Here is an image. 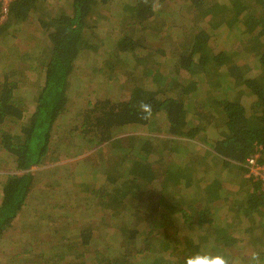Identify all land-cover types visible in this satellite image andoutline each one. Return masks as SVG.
Wrapping results in <instances>:
<instances>
[{"label": "trees", "instance_id": "1", "mask_svg": "<svg viewBox=\"0 0 264 264\" xmlns=\"http://www.w3.org/2000/svg\"><path fill=\"white\" fill-rule=\"evenodd\" d=\"M110 2L68 0L67 9L62 7L56 12L50 10L48 0H14L8 22L0 27V61H6L0 64V150L9 155L16 171L21 173L10 175L1 188L0 239L13 226L34 188L35 176L29 170L44 164L51 154L52 132L68 110L76 61L91 47L85 33L90 28V19L99 6H105L102 8L106 16ZM169 2L135 0L132 6H125L122 37L113 49L114 60L117 61L118 56L122 60L106 65V70H110L113 78L120 74L128 78L129 96L117 101L106 99L92 106L81 121L79 133L91 147L113 140L121 151L132 145L136 136L115 137L118 130L127 126H148L160 117L168 124V132L178 138L199 141L201 137L205 140L209 131L217 133L215 138L205 141L207 159L216 164L221 161L236 178L239 190L231 192L221 188L216 178L200 192L208 194L195 224L213 232L210 236L215 239L212 238L213 242L203 240L204 246L200 241L180 251L177 262L148 263L183 264L184 258L192 253L213 250L230 258L240 256L241 264H248L250 255L244 250L251 246H240L245 239L248 243L253 239L255 244H260V248H251L252 253H259L263 263L264 191L259 183L245 177L243 163L257 148H264V0H184L183 8L193 16L188 18L190 32L181 33L182 37L177 39L180 52L174 48L170 57L161 53L158 58L159 48L146 54L141 34L150 29L160 37L161 31L173 29L172 25L164 30L153 26L155 16H169L168 12L155 8ZM32 19L46 43L44 41L43 45L38 40L24 51L11 47L10 40L17 39L23 24ZM137 25L143 29L139 30ZM233 40H238L241 50L227 46L226 43ZM118 62L127 67L124 69ZM29 73L36 74L37 79L30 81ZM148 78H152L151 87L145 83ZM202 86H209L205 101L198 100V104L193 105L191 101L198 98ZM27 95L30 98L26 99ZM246 97L250 98L247 102ZM141 102L151 105L152 115L148 120L141 118ZM75 130L78 129L73 127L68 131ZM147 144H143L144 151ZM144 155L138 153L139 158ZM136 168L132 176L142 175L143 179L151 181V171H144L143 165ZM189 169L192 168L189 167L188 172ZM181 176L175 170L169 180H173L176 187ZM198 186L201 187V183ZM167 190L166 187L161 192L163 203L166 199L162 194ZM122 193L126 192H119L118 196L115 192L117 207L126 195ZM219 200L225 205L227 217L224 220H229L223 226L215 223L211 212V205ZM75 232H71L74 240H64L65 244L59 245L45 260L46 264H88L91 256L98 260L101 251L91 255L89 250L94 247L92 230ZM136 236L130 232L127 243L134 242ZM133 253L143 256L145 252L135 249ZM128 260L123 256L100 258L102 264H126Z\"/></svg>", "mask_w": 264, "mask_h": 264}, {"label": "rangeland", "instance_id": "2", "mask_svg": "<svg viewBox=\"0 0 264 264\" xmlns=\"http://www.w3.org/2000/svg\"><path fill=\"white\" fill-rule=\"evenodd\" d=\"M169 1V3L155 8L157 11L168 12L169 16L166 18L155 16L153 26L156 29L162 27L164 30L166 26L172 25L173 29L168 32L161 31L160 37L155 35L154 30V32H151L150 29L144 30V33L141 34L144 36L143 42L145 45H143V48L147 50L146 54H152L153 49L159 48L160 51L156 55L158 58L161 53H165L167 54L166 57H170L174 48L179 52L181 51L177 39L182 37L181 33L185 32L186 35L190 32L187 29V27H190L188 18H193L183 8L184 0ZM67 3L68 0H48L50 10L56 12L62 7L67 9ZM133 4H135V0H111L107 5L108 8L106 7V16H104L102 8L105 6H99L92 15L90 28L85 31L88 39L86 41L91 47L83 51L76 61V70L69 87L68 110L52 132V149L48 160L41 166L29 170L35 176V185L22 214L16 218L15 222L12 223L13 226L0 239V264H46L45 260L57 251L59 245L65 244L64 240H69V238L74 240L75 235L71 232L75 230L80 232V229L92 228L91 234L92 239H94V247L89 249L91 255L101 251L98 260L91 256L92 258H90L88 264H102L100 258L104 260L106 257L115 258L117 256L129 259L126 264H149V261H153V263L159 261L173 263L179 259L178 254L180 251H184L188 247L191 248V245H195L200 241L204 246L205 242L203 240L213 242L212 238L215 239L210 236L213 232L209 233L206 228L200 229L195 224V221L199 218L200 210L206 205L203 202V196V198H196L194 202L189 201V203H186V200L171 202L173 209L167 212L162 207L165 214L153 213V216L149 219L152 224L147 227L145 222L147 219L142 220L144 225L141 229H144V233L140 234L134 242L127 243L125 240L121 243L122 240L116 239L117 233L123 227L119 223L120 219L111 218L110 220L105 218V225L101 222L104 218L103 214H106V217L107 215L111 217V207H106V204L101 202L98 203L97 198L94 197V195H97V190H93L97 187L95 184H97V179L101 177L100 174L103 173L106 177L105 173L110 167L100 168L104 166V160L106 161V142L91 147L87 139L81 137L79 132H81V125L83 124L81 121L93 108L92 106L100 101L106 102V99L117 101L127 99L129 96V84L126 82L128 78L122 74L113 78V75L109 74L110 70H106V65L108 67L112 62L116 64L121 59L118 56L117 61L114 60L116 55H114L113 49L116 41L122 37V28L125 24L122 16L126 14V11H124L125 6H132ZM174 14L178 15L175 16ZM34 23L36 22L32 19V21L29 20L23 24L22 32L19 33L17 39L10 40L11 47L15 46L20 51H24L29 46L36 45L35 42H38V40L42 41L44 45L45 40L37 30L38 25H34ZM137 27L139 30L143 29L141 26L137 25ZM148 33H150L149 36ZM226 44L236 51L241 50L238 40ZM5 62V60L0 61V64ZM118 65L124 66L119 62ZM117 67L120 68V66ZM126 67L125 64L124 69ZM120 72L123 71L120 70ZM28 76L30 81L37 79L36 74L29 73ZM146 80L147 85L153 86L152 78ZM208 88L209 86H202L198 98L192 99L191 103L195 105L198 104V100L205 101ZM27 98H30V95H27ZM249 99L246 97L245 102ZM159 120L162 122L163 118L160 117ZM73 127L78 130L73 133L68 131ZM63 132L65 133L63 134ZM88 153L92 161H99L100 163L94 165L89 162ZM86 155L87 157H85ZM83 158H85V163H89L93 167L81 166L82 162L81 164L78 162ZM155 158L157 159V155L153 156L151 161H154ZM115 159L118 161V158ZM15 174L21 173L16 171L15 164L9 155L0 150V202L3 184L10 175ZM226 179L227 177L223 178L224 181ZM99 181L101 186V180L99 179ZM87 182L91 183L86 184ZM222 186L227 188V191L237 190L230 181L224 182ZM92 187L93 189H91ZM207 194L204 195L207 196ZM148 197L149 195H145L139 199L141 204L139 203L136 210L138 209L142 214L149 212L145 207L147 200H149ZM137 199L132 198L131 202L135 203ZM223 204V201L219 200L211 205L213 207L211 212L215 217L214 221L221 226L229 222V220H224L227 213H225ZM102 209L104 212L100 213ZM215 214H217V217ZM126 217L128 216H123L122 219L126 220ZM104 226L111 227V230L104 229ZM149 230L150 233H148ZM108 233L110 234L108 235ZM113 239L118 242L114 243ZM248 241L250 243L245 239L240 243V246L243 248L248 246L260 248V244H255L253 239ZM251 247L245 249L244 253L251 255ZM135 249L145 253L143 256L133 253ZM130 252L136 259H130L132 258V256H128ZM145 254H147V257H145ZM242 256L244 257V255ZM235 259L243 263L240 256L239 258L235 257Z\"/></svg>", "mask_w": 264, "mask_h": 264}, {"label": "crops", "instance_id": "3", "mask_svg": "<svg viewBox=\"0 0 264 264\" xmlns=\"http://www.w3.org/2000/svg\"><path fill=\"white\" fill-rule=\"evenodd\" d=\"M159 122L160 120L158 118L156 123H152L148 126H127L126 128L118 130L115 137L125 138L130 135L136 136L133 144L127 145L128 147L125 151L119 150L113 140L106 142V161L104 160V166L99 167L103 169H106L108 166L110 167L105 173L106 177L103 173L100 174L101 177L99 179L101 180V186L99 179H97V184H95L97 187L93 191L97 190V195H94V197L97 198L98 203L101 202L106 204V207H111V217L108 215L106 217V214H103L104 218L101 221L102 224H106L105 218L110 220L112 218L120 219L119 223L123 225L120 232L117 233V240H122V238L126 240L127 236L121 237L120 235H128L130 232L137 234V239L140 234L144 233V229H141L144 225L142 220L147 219L145 221L147 223L146 227L151 225L152 223H150L149 219L153 216L152 214L156 212H160L159 214H165V211L169 212V210L173 209L171 202L186 200V203H189V201L194 202L196 198L205 197L203 198V202L206 203L207 197L200 192L206 188L208 183H212L213 179L217 178L216 181L221 188L227 189L222 185H224V182L230 181L233 186L237 188V190H233V192L239 190L236 178L231 176V173L228 171L229 169L226 168L221 161L217 160L218 163L216 164L212 162L211 159H207L208 148L205 141L215 138L217 133L209 131L206 134L205 140L204 138L202 139V137L199 141L188 140L171 135L167 129L169 128L168 124L165 123L164 120L160 122L161 124ZM145 142L148 143V147L145 146V149L147 148L146 151L142 149L144 148L143 144ZM141 152L145 153V155L139 158L138 153ZM87 155L88 161L92 164L97 165L100 163L99 161H92L89 153ZM87 155L85 157H87ZM156 155L157 159L155 158L154 161H151L153 156ZM115 158H118V161ZM84 159L85 158L78 162L79 164L82 162L81 166L93 167L91 164L85 163ZM137 165L145 166L146 168H144V171L146 170V172L147 170L151 171V181L143 179L142 175L141 177L132 176V171L134 168L138 167ZM189 167L192 169H189L188 172ZM117 170L119 171L117 172ZM175 170L179 171L182 175L181 182L178 183L176 187L174 181L169 180L171 173L175 172ZM187 174H189L188 178ZM222 177H227V179L224 181ZM203 179H205L204 182H201ZM197 180H200L199 183H201V187L198 186L199 183H196ZM88 183L91 182H87L86 184ZM93 187L91 189H93ZM166 187L168 189L167 193L162 194L163 199H166L163 203V200L160 199L161 192H163L162 190ZM122 191L126 192L122 193L126 195L122 197L123 201L120 206L117 207L116 204H114V202L117 203V201H114L116 198H114V195L115 192H117L118 196V193ZM145 195H149V200H147L145 206L146 209L149 210V214H142L138 209L136 210L140 203V197ZM132 198L138 199L135 203H132ZM214 203L215 202H213V205ZM223 206L225 205L223 204ZM162 207L166 210L164 211ZM103 212L102 209L100 213ZM21 214L22 212L20 215ZM126 215L128 217L125 218L126 220H123L122 217ZM90 229L92 230V228ZM104 229L110 231L111 227L104 226ZM81 230L83 229H80V231ZM150 230L153 231L151 228ZM150 230L148 233L151 232ZM75 231V234L79 232V230ZM116 239H113L114 243L118 242Z\"/></svg>", "mask_w": 264, "mask_h": 264}, {"label": "clouds", "instance_id": "4", "mask_svg": "<svg viewBox=\"0 0 264 264\" xmlns=\"http://www.w3.org/2000/svg\"><path fill=\"white\" fill-rule=\"evenodd\" d=\"M139 110L142 113V119L148 120L151 118V105L141 102ZM183 264H241V262L235 258H230L219 251L199 250L186 256L183 260ZM248 264H262L259 253H251Z\"/></svg>", "mask_w": 264, "mask_h": 264}, {"label": "built area", "instance_id": "5", "mask_svg": "<svg viewBox=\"0 0 264 264\" xmlns=\"http://www.w3.org/2000/svg\"><path fill=\"white\" fill-rule=\"evenodd\" d=\"M14 0H0V27L5 25L9 20L10 8ZM246 169L245 177L257 182L264 191V148L259 147L250 155L246 162L243 163Z\"/></svg>", "mask_w": 264, "mask_h": 264}]
</instances>
